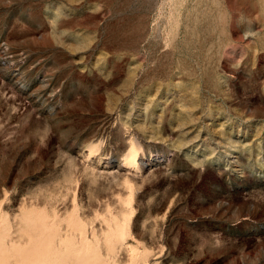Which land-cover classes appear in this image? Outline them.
Returning <instances> with one entry per match:
<instances>
[{
  "label": "rangeland",
  "instance_id": "obj_1",
  "mask_svg": "<svg viewBox=\"0 0 264 264\" xmlns=\"http://www.w3.org/2000/svg\"><path fill=\"white\" fill-rule=\"evenodd\" d=\"M0 264H264V0H0Z\"/></svg>",
  "mask_w": 264,
  "mask_h": 264
}]
</instances>
